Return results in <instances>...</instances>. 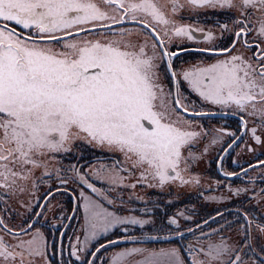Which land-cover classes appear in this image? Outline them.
I'll return each instance as SVG.
<instances>
[{
    "label": "snow or ice",
    "instance_id": "snow-or-ice-1",
    "mask_svg": "<svg viewBox=\"0 0 264 264\" xmlns=\"http://www.w3.org/2000/svg\"><path fill=\"white\" fill-rule=\"evenodd\" d=\"M85 144L113 159L63 163ZM212 152L228 195L205 198L264 204V0H0V264H264L249 210L196 220L135 193L203 187L195 169Z\"/></svg>",
    "mask_w": 264,
    "mask_h": 264
},
{
    "label": "flooded vegetation",
    "instance_id": "flooded-vegetation-1",
    "mask_svg": "<svg viewBox=\"0 0 264 264\" xmlns=\"http://www.w3.org/2000/svg\"><path fill=\"white\" fill-rule=\"evenodd\" d=\"M212 19H214V17H210L208 24L205 25L206 27L211 26V20ZM201 20L203 21V17H201ZM189 46L191 47V45H189ZM188 55H190L193 59H195V62L201 58V55L197 54V53H189ZM183 57H186V56L180 54L178 63L181 61V59ZM217 118H221V117L218 116ZM224 119H228V121H226L224 124L231 125L233 130L236 129V124H237V118L236 117L228 116V117H224ZM216 121H219V120L217 119ZM84 146H87V145L85 144ZM88 148H90L89 151L92 150L93 152H96L95 154H97V155H95L93 157H89L87 155H83L82 157H79V156H76L75 154H73V156L70 158V162L71 163L79 162L81 164L87 165V164H90L97 159L109 160V161H111L113 159L111 154H105V152L102 150H99V149L97 150L96 148L94 149L90 146ZM260 155H261L260 152L258 154H256V156H260ZM233 158H235V156ZM262 158H264V157H262ZM251 159L255 160V157H251ZM242 165L246 166V163H242ZM215 167H216V172H215L216 179L223 180V177L221 176V174L219 172L218 164L215 165ZM225 167L228 168L229 170H234V169L239 170L238 166L235 164H232L230 160L225 161ZM233 183L235 186V185L240 184L241 181L233 178ZM245 183H246V179H245ZM257 185H261V182L259 179L257 181ZM184 188L185 187H183V189ZM222 189H225V188L222 186ZM150 190H152V191H147L145 193V196L147 198L149 197V199H148L149 201L159 200L163 204L165 201L171 199L174 202V206L168 209V211L170 213H173V214L176 213L177 211H182V210L191 211L192 207H197L198 205H199V209H201L202 213H204L202 215V217H207L208 215H215L217 210L223 211L225 209V207H227L230 210H235L237 207H243L245 210H249L253 215L259 217L260 219H264V204H258L257 201L254 198H252V195H250L249 198H246V195H245V198H243L240 205H237L240 201H238V202L235 201L234 203L233 202L228 203L224 206H221L220 208L212 207L211 209H209L207 204H205V203L202 204V202L200 200L196 201L195 198L191 197V195H190L191 193H187L184 191L183 192L177 191L178 193H176V191H174L176 189H172L173 191H171V192L170 191L163 192V191H160L159 189H153V188ZM215 191H218V189ZM204 195H205V193L201 192L199 194V197H203ZM175 196H177V197L174 198ZM180 196H182V197H180ZM248 201H251V203H247ZM53 204H62L64 206L65 210H67L69 213H70L71 208L74 206L70 200L69 195L60 196L59 194L57 195L56 200L53 201ZM202 205H203V207H202ZM134 207L137 209H141L144 207V203L142 201L134 199ZM189 213L192 214L191 212H189ZM53 214L59 215V209L58 208L54 209V213H48L49 220L52 219ZM136 214L138 215L140 213L137 212ZM226 215H227V213H226ZM160 216H161V214L159 213V211H157L155 218H156L158 223L160 221ZM227 218L232 219L233 217L228 216ZM78 220H79V217H77L73 220L72 225H71L72 228L77 227ZM13 222H16V220H14ZM80 222H82V221H80ZM182 223H184V222L182 221ZM146 228L148 229V231H153V229L148 228V226H146ZM62 231H65V229L62 226L58 225L56 229H47L46 235H48L49 241L51 242V240L54 238L52 233L58 234L59 232H62ZM71 234H72V232H71V230H69L67 232L66 236H70ZM132 234H134V235H140L141 234L138 226H137V229L134 232H132ZM121 235H123V233H121L120 229H115L112 233H109V236L114 240L118 239V237ZM102 240H104V242H106V238H102ZM130 244H131V242L129 244L121 243L119 245V247H127ZM149 246H165V245L161 242H152ZM67 247H68V241H67V238H65V240H64V248H65L64 255H65V257H67ZM113 250L114 249L112 247H110L107 251H108V253H111ZM50 258L53 259V261L55 262L56 260L59 259V256L57 255L55 257H50Z\"/></svg>",
    "mask_w": 264,
    "mask_h": 264
},
{
    "label": "rangeland",
    "instance_id": "rangeland-1",
    "mask_svg": "<svg viewBox=\"0 0 264 264\" xmlns=\"http://www.w3.org/2000/svg\"><path fill=\"white\" fill-rule=\"evenodd\" d=\"M181 54L182 55H185L186 57H183L181 59V61L179 62V64H183L185 61H187L188 63H195V59H193L190 55H188L189 54L188 52H181ZM178 60H179V58H178ZM177 63H178V61H177ZM192 98L195 99L194 96ZM217 119L219 121H216ZM226 121H228V119L217 118L216 117V118H213L210 121V123L213 126L220 127L221 125H224V123ZM77 143L79 144V142H77ZM88 147H89L88 145L87 146H84L83 145L81 147L80 150L82 151L83 155H87L89 157H93V156L97 155V154H95L96 152H93L92 150L89 151L90 148H88ZM96 149L98 150L99 148H96ZM99 150H101V149H99ZM103 151L105 152V154H109V153L106 152V150H103ZM237 151H239V149ZM259 152H260V149H259V147H257L256 154H258ZM72 156H70L68 158H64L63 163L65 165H67L70 162V158ZM216 156H217V152H212L209 156H207L202 162H200L196 166V169L195 170L202 177V184L204 185L203 187H185L184 189H183V187H176V188H174V189H176L174 191H176V193H178L177 191H182V192L184 191V192H187V193H191L190 194L191 197L195 198L196 201L197 200H200L202 202V204L203 203L207 204L209 209H211L212 207H214V208H220L221 206H224V205H226L228 203H231V202L234 203L235 201H237V202L240 201L237 204V205H240L241 204V201L243 200V198H245V195H242L239 198L233 197L229 201H218V200H210V199H206L205 198V197H208V196H219L221 194H224L225 196L228 195V193L226 192V190L225 189H222V186L217 187L215 185V180H216V177H215L216 167H215V165H217V161L215 159ZM251 157H253L251 154H249V153H243L242 156H241V158H240V164L245 163L247 160L251 159ZM96 161L97 160L93 161L92 163H95ZM100 161L101 162H105V163L110 162L109 160H100ZM92 163H90V164H92ZM56 166L58 167L59 165H56ZM257 172H259V169H257ZM253 175H255V174H253ZM257 181H258V179H257ZM209 184L211 186H209ZM259 187H264V184L261 183V185H257V188H259ZM150 189H152V188H144V187L138 186L137 189L135 190V193H136V195L143 196L145 198V200H148L149 197L147 198L145 196V193L147 191H152ZM217 189H218V191H215ZM44 191H45L44 186H41V194H43ZM168 191L171 192L173 190H165L163 192H168ZM201 192H204L205 193V195L203 197H199V194ZM131 194H132L131 193V190H125V192H124V195H125V198L126 199H127V196H129ZM250 195H252V194L251 193L247 194L246 195V198H249ZM64 196H66V195H64ZM176 197L177 196H175L174 198H176ZM180 197H182V196H180ZM247 203H251V201H248ZM129 206L130 207H134V199H133L132 203ZM202 207H203V205H202ZM194 208H195L194 213H192L191 211H188V212H191L192 213V215L194 216V219H196V220L201 219L202 218V215L204 213H202V210L199 209V205L197 207H194ZM15 220H16L15 223H19V218H16ZM130 234H132V232ZM128 243H130V242H128ZM131 246H133V245L130 244L127 247H131Z\"/></svg>",
    "mask_w": 264,
    "mask_h": 264
},
{
    "label": "trees",
    "instance_id": "trees-1",
    "mask_svg": "<svg viewBox=\"0 0 264 264\" xmlns=\"http://www.w3.org/2000/svg\"><path fill=\"white\" fill-rule=\"evenodd\" d=\"M118 233V232H117ZM124 244H129V243H124Z\"/></svg>",
    "mask_w": 264,
    "mask_h": 264
}]
</instances>
